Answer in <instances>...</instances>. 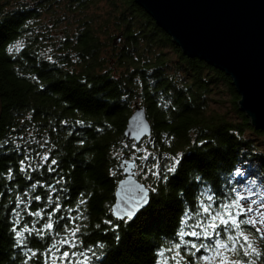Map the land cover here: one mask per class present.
<instances>
[{"label": "trees", "instance_id": "16d2710c", "mask_svg": "<svg viewBox=\"0 0 264 264\" xmlns=\"http://www.w3.org/2000/svg\"><path fill=\"white\" fill-rule=\"evenodd\" d=\"M237 99L134 0H0V264H264L236 191L264 188V129ZM122 155L150 199L119 220Z\"/></svg>", "mask_w": 264, "mask_h": 264}, {"label": "water", "instance_id": "95a60500", "mask_svg": "<svg viewBox=\"0 0 264 264\" xmlns=\"http://www.w3.org/2000/svg\"><path fill=\"white\" fill-rule=\"evenodd\" d=\"M182 54L204 60L228 75L248 123L264 129V0H134ZM139 143L151 134L145 108L136 106L124 129ZM122 178L110 209L134 218L149 203V188L136 177L135 159L122 155Z\"/></svg>", "mask_w": 264, "mask_h": 264}, {"label": "rangeland", "instance_id": "374dc122", "mask_svg": "<svg viewBox=\"0 0 264 264\" xmlns=\"http://www.w3.org/2000/svg\"><path fill=\"white\" fill-rule=\"evenodd\" d=\"M219 99L223 100L220 110L226 109L227 103L225 99H223V97L215 96V100L218 101ZM140 143L141 141L136 145ZM236 191L240 211L246 214L248 223L251 224L257 231L259 230L258 232L260 234L264 235V188L255 186L252 179L249 183L241 184L240 188ZM248 209H251V211H248ZM252 220H255L256 223L253 224L249 222ZM217 246L209 254V257L203 258V262L210 259V261L217 264H233L232 249L225 248L224 244Z\"/></svg>", "mask_w": 264, "mask_h": 264}, {"label": "snow or ice", "instance_id": "6c2138e0", "mask_svg": "<svg viewBox=\"0 0 264 264\" xmlns=\"http://www.w3.org/2000/svg\"><path fill=\"white\" fill-rule=\"evenodd\" d=\"M53 163H55V162L53 161ZM248 211H251V209H248ZM222 222H223V223H228V221H222ZM232 222L235 223V220L233 219ZM249 222H250V223H253V224L256 223L255 220H252V221H249ZM49 227H51V225H49ZM258 231H259V230H258ZM18 235H19V233H18ZM192 235H196V233L193 232ZM244 239L247 240L248 237H244ZM65 243H66V241H65ZM178 246H179V245H177V247H178ZM248 249H251V252H256V249H255V248H252L251 244L248 245ZM251 252H248V251L246 250V254H251ZM64 255L67 256L68 253H65ZM237 264H239V262H237Z\"/></svg>", "mask_w": 264, "mask_h": 264}]
</instances>
